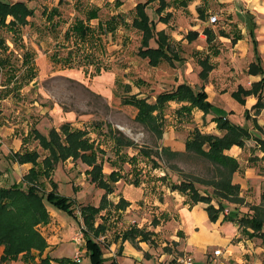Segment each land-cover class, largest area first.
Returning <instances> with one entry per match:
<instances>
[{"label":"crops","instance_id":"1","mask_svg":"<svg viewBox=\"0 0 264 264\" xmlns=\"http://www.w3.org/2000/svg\"><path fill=\"white\" fill-rule=\"evenodd\" d=\"M7 1L12 2L16 0ZM22 1L33 9V13L27 15L28 21L20 26L18 33L1 28L4 29L5 32H10L12 39L5 38L4 43L6 48L0 47V61L5 60L7 63H13L16 66V69L13 71H7L6 67H0V184L2 185H8L13 182L24 185L26 182L23 180V175L27 173L29 168L33 165L31 161L19 162L14 159L12 157L14 152L23 150L24 147L29 149L35 148L40 153L38 157L40 160L48 153L47 149H44L39 144L38 139L30 134L31 128L34 127L43 133H47V131H43L45 127L42 126L45 124L43 120L45 118L48 120V118L44 115L40 119L35 117L32 121V112L24 113L23 111H19V109H15L11 102V97H13L12 95L15 90L21 89L24 84L36 77V69L33 67V64L40 63L37 60L38 55L35 53V48H25L24 43L28 42V40H25V42L22 40L23 38L20 31L21 27L32 23L30 19H34L35 16H37L38 8L35 7L34 0ZM62 1L63 0H58L57 4L51 7H42L40 12L49 23L50 21L53 23L55 16L58 18L60 17L61 11L59 7ZM144 1L147 2L145 3L144 9L149 19L153 22L154 30V35L150 37L148 44L152 47L159 46L167 53V57L162 56V54L159 55L156 64H151L147 56H142L138 52L139 47L142 46L144 48L147 45H142V31L132 24V20L137 13V4ZM152 1L153 0H138L134 5V14L130 25L140 31V44L137 54L145 58L151 66H159L163 63H168L172 66H184L189 61L188 56L192 55V57L196 58L200 67L196 72L192 73H195L194 79L190 80L186 76L184 77L181 72L180 74H176L178 77L175 80V86L178 83L186 82L193 86L194 89L203 90L206 93L205 98L212 103V110L205 114H203V110L196 106L192 107L189 113H185L202 116L197 120L202 121L204 129L198 126V124L192 127H197L202 132L221 134L222 131L217 128L216 121L211 120V117L214 115L213 111H217V113L227 116L232 121L248 126L254 134L264 135V106L259 110L255 107L258 101L256 83L264 77V0H216L217 4L222 6V9H225V11L227 10L226 25L224 21H219L218 25L214 24L215 21L211 22L207 9L197 2V0H178V4H176L178 6L188 7V5L190 6V4L196 3L194 4V8H196L198 12L197 18L200 21L198 22L199 26L189 27L183 38L186 39L189 44L196 39L202 40L203 43L201 48L194 47L191 51H186L184 46L185 43L183 42L184 39H176L171 33L166 31V25L173 17L172 10L166 9L169 2L166 0H159V4L150 12L148 10V4ZM120 3L121 0H116L115 2L116 5ZM53 8L56 9L53 10ZM91 9L97 10V16L87 19L86 16ZM153 15L157 16L156 22ZM112 16L123 18L119 17L118 12L112 13L108 18L98 19L96 25H92L90 21L99 17V6L85 8L84 17L76 16L75 19H84L85 23L91 28V32L89 37H86L85 40L79 43L84 44L87 40L92 38L93 40H97L98 46L100 47L102 35L114 32L119 23L125 24V20L119 21L115 29H107V20ZM9 18H11L10 15L7 19ZM75 19L62 33V41H58L54 44V50L49 52V49L44 48V53L46 54L44 57H47V59L44 60L46 64H60L65 68H74V66L63 65L61 61L55 59L56 57L64 59L65 53L63 52L68 48L76 46V37L73 33L70 32L68 38H65L64 35L65 31L75 22ZM100 22H103L105 25V30L102 32H98V24ZM57 24L56 22L53 25L56 26ZM16 37H18V39L20 38L19 42H17L18 40ZM14 45L21 47L20 53L13 52ZM24 53H28V58L30 60L27 64L21 66ZM42 57L43 56L39 57V60H41ZM104 69L109 70V66L107 65ZM95 70L96 65L93 70L95 74L101 72ZM28 71L29 74L33 73L31 79L20 82L19 78ZM41 72L42 71H39V74ZM174 77L175 76H173V78ZM19 83L20 85L18 86ZM122 85L124 86L125 84ZM126 88L128 91L130 84H126ZM167 102H174V105H177V112H179L178 108L182 103H188L187 101L182 102L175 99H170ZM227 103L230 105H227ZM46 111L48 110H40L41 113ZM64 119L63 122L67 121L74 127H80L73 121L74 119L72 121L68 118ZM20 120L23 121L22 124L19 123ZM54 127L58 128L59 126L54 125ZM189 135L190 134H188L187 137ZM30 140L37 141L38 146H29ZM248 140L244 147L233 144L225 150L226 153L233 155L239 161V168L234 171L232 181L241 186V195L245 197V203L242 205L243 208L249 207L248 203H259L264 194V180L261 179L264 175L263 152L256 147V141L254 139L252 140L255 144ZM184 141L181 142V144H183ZM167 142L171 145V142H174V140L172 138H166L164 144ZM252 145L256 150L254 154H252L251 151ZM39 147L43 149V154L39 151ZM69 158L73 159L72 157H68L65 160ZM65 160L59 161L55 165V168L50 174V177H53L52 179L55 180V172L58 167L65 166ZM81 162L85 163L83 161ZM88 168H90L89 165L85 168V172ZM258 170L259 176L257 175ZM254 176L258 177V181H252ZM120 178L117 181H119ZM42 179L44 182L45 177ZM91 183L93 184L94 182ZM136 185H138V183ZM161 189L163 190V195L168 196L167 199H156L153 201V204H157L160 210L156 207L155 210L160 212L163 218L171 220L170 222L177 223L174 227V233L171 239L173 240V245L178 247L181 253L173 255V250H169L168 248L162 249L161 252H156L154 243L157 241L156 236L160 229V223L158 220H154L153 224L146 226L144 222L136 219L135 216L139 215V212H141V210H139L140 204H138V206L133 205L132 200L121 193L116 196L117 200L114 202H117L120 197L125 198V200L129 202L123 210L124 214L127 216V219L124 220L125 226L123 230L137 227L144 230L147 237L141 239L142 234L138 233L132 238H122L121 235L118 234L123 230L118 232V234L114 235L115 250L106 252L102 248L103 256L105 257L104 264L107 259L106 264H111L112 261L115 264H182L180 258L184 255L192 256L195 264H264V245L259 238H252L243 234L235 223L234 225L237 227L234 231L228 233L224 230L227 224L223 223L225 221L223 216L229 211L228 208L221 210L219 217L215 221L210 222L208 212L205 210V202H191L186 194L177 189H171L168 185L161 186ZM102 190L104 192V189ZM212 202L217 206L214 200ZM134 207L138 208L134 209ZM47 208L49 211V220L47 222H40L36 225L47 242L40 256L44 257L48 254V256L52 257L49 259L51 264H60L53 259L57 256L51 253L52 248L58 245L60 239L57 236L58 233H50L51 230L55 228L53 220H55L56 217L53 216L55 214L57 215V213L48 205ZM157 217L159 218V214ZM97 222L98 221H96L95 224H97ZM174 224L172 223V225ZM60 226L59 224L58 228ZM106 226L105 231L108 228L107 224ZM72 227L73 230L75 225ZM58 228H55V231L58 230ZM100 235H104V233ZM164 244H166V242H164ZM212 245H214V247H211ZM216 248L221 250V253L218 255L213 254V250ZM32 253L35 254L36 263L28 261L29 259L25 260L22 257V253H20L17 258L2 260L0 264H40L38 250L34 249ZM2 254L3 246L0 245V257Z\"/></svg>","mask_w":264,"mask_h":264},{"label":"rangeland","instance_id":"2","mask_svg":"<svg viewBox=\"0 0 264 264\" xmlns=\"http://www.w3.org/2000/svg\"><path fill=\"white\" fill-rule=\"evenodd\" d=\"M137 1L121 0V3L116 5V0H63L59 7L60 17L55 16L53 23L51 21L49 23L40 11L43 6L51 7L57 4L58 0H34L35 7L38 8L37 16L34 19L30 17L32 23L24 25L20 31L22 40L24 42L28 40L24 43L25 48L31 49L34 47L35 53L38 55L37 60L40 63L33 64L36 69V77L29 80L21 89L15 90L11 102L15 109H19V111L32 112V121L35 117L40 119L45 115L48 120L46 118L43 120L45 123L42 126L45 127L44 132L48 131L52 125L59 126L65 120L64 118H68L70 121L74 119L73 121L80 128L87 130L88 136L103 148L104 172L108 173L111 169L120 172L121 178L115 183L114 191L108 193V206L101 210V215H97L94 221L95 223L104 220L105 224L108 225L104 233V239L99 240L97 238L104 251L115 250L114 235L122 231L125 226L124 220L127 219V216L124 214V209L117 210L112 206L114 201L117 200L116 196L123 193L132 200L133 205L138 206L140 204L139 210L141 212L135 216L136 219L144 222L146 226L153 224L154 220H158L160 223V229L156 236L157 241L154 243L156 252L168 248L173 250V255H177L181 253L180 249L173 245L171 239L177 223L163 218V215L155 210V207L158 210L160 209L157 204H153V201L167 199L168 196L163 195L161 189V186L167 185L165 180H176L180 177L181 172L209 176L211 174L210 165L204 158L186 152L171 160H160L154 154L145 156L138 152V146L155 150L160 145H169L172 149L183 150L184 143L181 144V142L185 140L188 134H191L192 126L198 124L204 129L202 121L197 120L201 115L179 113L176 111L177 105H174V102H166L161 112L163 132L161 137L158 138L153 131L135 118L137 113L135 106L123 103L122 97L125 94L133 93L153 102L159 91L171 89L175 86L177 73L182 72L184 77L193 80L195 73H192L196 72L200 66L192 55L188 56L189 61L184 66H172L168 63L151 66L145 58L137 54L140 44V31L130 25L134 14V5ZM166 1L169 2L166 9L173 12V17L166 25V31L176 39H184L183 36L189 27L199 26L198 12L194 8L196 3L184 7L176 5L178 0ZM197 2L207 9L208 16L213 13L217 15L214 24L218 25L219 21H224L226 25L227 10L222 9V6L218 5L216 0H204L205 3L203 0H197ZM158 4L159 0H153L148 4V10L151 12ZM90 6H99V17L90 21L92 25H96L98 19L108 18L112 13L117 12L119 17L124 18L125 24L119 23L114 32L102 35L100 47L97 40L90 39L84 43L82 50L84 53L90 54L92 58L90 63L86 62L81 66H74V68H65L60 64H46L44 60L47 57H44L46 56L44 48L49 49V52L54 50V44L62 41V33L66 27L74 21L76 16L84 17V9ZM153 17L156 22L157 16L153 15ZM56 22L58 24L54 26L53 24ZM0 36L12 39L11 33L5 32L1 28ZM16 39L19 42L20 38L16 37ZM183 42L186 51H191L194 47L201 48L203 43L199 39L190 44L187 43L186 39ZM14 46L13 52L20 53L21 47ZM41 56L43 57L39 60ZM83 58L80 57L82 62L86 61V58L85 60ZM96 59L98 60L95 61ZM95 65L101 66L99 74H95L93 71ZM107 65L109 70L104 69ZM39 71L42 72L39 74ZM173 76L175 77L173 78ZM122 84H125V87ZM126 84H130L128 91ZM227 105L230 104L227 103ZM40 110L48 111L41 113ZM22 122L20 120L19 123L22 124ZM109 130H114L117 135L133 139L137 146L116 144L114 139L110 137ZM166 138H172L174 142H171V145L168 142L164 144ZM252 139L248 141L255 144ZM29 146H38L37 141L30 140ZM39 151L42 154L44 153L41 147H39ZM251 151L252 154L256 151L253 145ZM86 167L87 165L79 159L69 158L65 160V166L58 167L55 172L54 178L57 183V190L60 194L73 198L76 213L75 216L65 209L47 203L57 213L53 216L56 217L53 220L55 228H58L59 224L61 225L58 230L55 231L54 228L50 232L53 234L58 233L57 236L60 238L58 245L53 247L51 251L57 257H72L77 245L70 240V233L72 232V236L82 222L81 205L86 203L98 204L103 192L101 186L91 183L85 172ZM162 176L165 178L163 179ZM261 179L264 180V175ZM135 180L138 181V185L133 183ZM252 181H258V177L254 176ZM51 187L50 180L45 178L41 188L47 191ZM136 208L138 207H134V209ZM78 212H80V215ZM158 214L159 218L157 217ZM172 223L175 224L172 225ZM223 223L227 224L224 230L228 233L234 231L237 227L235 226L237 223L231 220H225ZM74 225L75 227L72 230ZM81 247H84V244ZM211 247H214V245ZM82 255L83 260H86L87 255L85 253H82Z\"/></svg>","mask_w":264,"mask_h":264},{"label":"trees","instance_id":"3","mask_svg":"<svg viewBox=\"0 0 264 264\" xmlns=\"http://www.w3.org/2000/svg\"><path fill=\"white\" fill-rule=\"evenodd\" d=\"M145 3L147 2L144 1L137 4V13L132 20V24L142 31V45H147L144 48L142 46L139 47L138 52L142 56H147L151 64H156L157 57L161 54L167 57V53L159 46L152 47L148 44V40L154 35V30L153 22L149 19L144 9ZM55 9L53 8V10ZM32 13L33 9L28 7L22 0L12 2L0 0V28L18 33L20 26L28 21L27 15ZM9 15L11 18L7 19ZM94 16H97V10L91 9L86 17L89 19ZM120 19H118V16H112L108 19L107 29H115L119 21H124L123 18ZM103 22L98 24V32L105 30ZM70 32L76 37V46L63 52L65 53L64 59L60 57H56V59L54 57V59L68 66H81L83 63H90L92 60L90 54L84 53L82 50L84 44L79 42L89 37L91 28L85 23L84 19L77 18L65 31V38L69 37ZM4 42L5 37L0 36V47L6 48ZM80 57H84V60L86 58V61L82 62ZM29 60L28 53H24L21 66L27 64ZM0 67H6L7 71L16 69L13 63H7L5 60L0 61ZM100 69L101 66L96 65L95 71ZM32 74H29L28 71L19 78L20 82L28 81L31 79ZM256 87L258 101L255 107L259 110L264 106V77L256 83ZM205 97L206 93L203 90L194 89L190 84L181 82L170 90L166 89L158 92L153 102L147 101L145 97H138L133 93L124 95L122 101L135 106L137 110L135 118L160 138L163 132L161 112L168 100L175 99L188 102L180 105L178 108L179 112L189 113L191 108L196 106L203 110V114H205L212 110V103ZM155 110L156 112H154ZM213 112L214 115L211 120L216 121L217 128L222 131L221 134L202 132L199 128L194 127L191 134L184 141L183 150L172 149L169 145H160L155 150L138 146V152L145 156L154 154L158 159L165 161L177 158L183 152L191 153L207 160L211 168L209 176L181 172L178 179L165 180L167 181L166 184L171 189H177L186 194L191 202H205V209L208 212L209 219L212 221L219 217L221 210L228 208L229 211L224 214L223 219L237 223L243 234L248 237L259 238L264 245V194L259 203L249 204V207L243 208L245 197L241 195V186L232 181L234 171L239 168V161L233 155L225 152L233 144L244 147L247 140L253 138L256 141V147L263 152L264 158V135L254 134L248 126L232 121L227 116L216 111ZM31 129L30 134L38 139L39 144L44 149H47L48 153L41 160L38 159L40 153L35 148L24 147L23 150L12 154V157L19 162L31 161L33 165L23 175V180L26 182L24 185L18 182L8 185L0 184V245L3 246V254L0 257V261L17 258L22 253V257L25 260L29 259L28 261L36 263L35 254L32 253V250H38L40 256L47 245L46 239L39 232L36 225L49 220L48 202L76 216L73 198L60 194L57 190L56 181L50 177L51 172L59 161L72 157L73 159H80L90 166V168L86 169L90 181L94 182L95 185L101 186L104 192L98 204L86 203L82 204L80 208L82 220L86 226L84 248L87 259L76 261L72 257L67 256L53 259L60 264H104L105 257L97 237L105 233L107 226L104 220L98 221L97 224L94 221L101 210L108 206L107 195L114 190L116 181L121 177L120 172L115 169L108 173L103 171L104 150L88 136V132L84 128L74 127L65 121L58 128L50 127L47 133L41 132L36 127ZM109 131L110 137L114 139L116 144L137 146L133 139L117 135L114 130ZM43 177L50 179L52 183L50 190H42ZM162 178L164 179L165 177L162 176ZM133 183L137 184L138 181L135 180ZM213 200L217 203V206L212 202ZM128 203L125 198L120 197L112 206L120 210L124 209ZM138 233L142 234L141 239L147 237L144 230L137 227L125 229L118 235H121L122 238H132ZM50 258L52 257L48 256V254L44 257L40 256L39 263L51 264ZM111 264L115 263L112 261Z\"/></svg>","mask_w":264,"mask_h":264},{"label":"built area","instance_id":"4","mask_svg":"<svg viewBox=\"0 0 264 264\" xmlns=\"http://www.w3.org/2000/svg\"><path fill=\"white\" fill-rule=\"evenodd\" d=\"M209 19L211 22L216 21L217 19V15L216 14H212L209 16ZM78 214L80 215V212H78ZM81 217V216H80ZM81 223L79 224V226L76 228V230L73 232L72 236H71V240L75 242V244L77 245V247L75 248L73 254H72V258L76 261H80L83 258L82 253H85V248L81 247V245L84 244L85 242V238H84V232L86 229V226L82 220L81 217ZM99 240H103L104 239V235H99L98 236ZM221 253V250L216 248L213 250V254L218 255ZM180 262L182 264H195L193 257L190 255H184L180 258Z\"/></svg>","mask_w":264,"mask_h":264}]
</instances>
